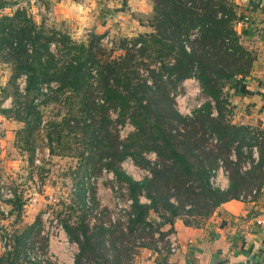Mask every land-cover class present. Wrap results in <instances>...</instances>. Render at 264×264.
Masks as SVG:
<instances>
[{"label":"trees","instance_id":"1","mask_svg":"<svg viewBox=\"0 0 264 264\" xmlns=\"http://www.w3.org/2000/svg\"><path fill=\"white\" fill-rule=\"evenodd\" d=\"M8 5V0H0V9ZM234 9L230 0H152V14L146 18L150 30L131 39L121 37L115 46L122 53L114 56L110 54L113 42L108 54L99 46L100 34H91L85 44H77L67 34L35 27L20 6L10 15H0V50L9 48L8 60L13 68L8 78L14 81L19 72L27 78L25 95L19 97L15 91L23 101L12 100L8 113L23 123L25 147L32 142L33 131L40 129L41 115L31 103L38 83H58L52 99L73 89L81 97L78 112L51 123L46 132L50 144L59 142L60 130L75 134L74 138L83 144L78 152L80 167L74 171L79 210L77 213L75 208L67 207L74 219L62 221L67 239L76 246L72 264H130L135 239L145 238L146 242L138 245L155 250L153 233L161 240L170 232V228L163 231L162 225L171 226L179 217L185 225L198 226L219 203L236 199L240 192L251 188H262L264 131L253 127L260 135L256 142L250 125L227 119L230 103L226 87L239 88L253 60L233 30V20L241 16L237 17ZM193 29L197 34L191 38ZM50 42H55L58 51L61 46L68 50L76 47L79 56L73 54L57 64L48 49ZM88 66L95 70L102 104H95L84 94ZM190 77L196 79L205 99L187 117L175 110L174 94ZM115 107L117 119H127L134 127L122 141L106 118V111ZM211 135L215 142L209 143ZM252 145H256V161L241 170L249 157L247 147ZM32 148L31 144L27 150L31 152ZM149 151L155 155L152 164L141 155ZM231 151L233 159L229 157ZM125 157L138 167H147L150 177L134 181L125 175L118 164ZM216 160L222 162L227 174L224 189L212 187L208 180ZM102 167L124 184L125 196L130 199L132 216L127 217L123 227L119 220L103 226L98 218L90 224L88 209L83 207L84 189L96 206L94 186L88 177L98 176ZM82 177L88 178L85 185ZM141 192L147 204L138 202ZM21 203L15 195L9 203L15 216ZM22 239L16 238L10 252L0 256V264H15ZM254 264H264V254Z\"/></svg>","mask_w":264,"mask_h":264},{"label":"rangeland","instance_id":"2","mask_svg":"<svg viewBox=\"0 0 264 264\" xmlns=\"http://www.w3.org/2000/svg\"><path fill=\"white\" fill-rule=\"evenodd\" d=\"M78 1V0H77ZM81 0H79L80 2ZM121 0H89L88 3V12L91 13L90 15V22L86 27H82L80 30L69 27V24H65L61 21L60 24L53 25V21L51 20V14H53L54 10L52 7V0L45 1V0H8L10 5L5 6L0 9V15H10L11 12L17 7L20 6L25 9V12L31 20L33 21L35 27H38L42 30H52L57 31L60 34H67L74 43L77 44H85L88 36L91 34H100L102 37L108 36L110 40L114 43L112 47L113 50H110V46L107 43H104L99 40V46H101L105 52L108 54V51H111V56L117 55L118 53H122L121 49L116 45V42L122 37L131 39L136 37L138 34H142L143 32H148L150 28L146 26V18L151 16L152 14V0H149L148 4L151 5V9L148 13L144 14H135V12L127 13V16L124 17L126 23L118 24L116 20V15H122L121 12H116L117 9L122 7L123 12L126 10V6L123 3H120ZM244 1V0H243ZM243 1L239 0V5L235 4L234 0H230V2L235 6V13L238 14L237 17L242 13L243 8ZM111 10V11H109ZM128 12V11H127ZM240 12V13H239ZM124 15H122L123 17ZM131 19V20H130ZM131 21V23H130ZM135 22L141 26L138 28L135 26ZM235 27V26H233ZM241 27V26H240ZM71 28V29H70ZM237 28V27H235ZM264 35L263 33L255 31V38L254 41H257L258 37ZM251 36V35H250ZM101 37V38H102ZM100 38V39H101ZM238 38H240V34L238 33ZM30 46V45H28ZM60 46V45H59ZM60 51L56 49L53 54V60L59 64L58 62L71 58L73 54L78 55V50L76 47H71L69 50L64 49L62 46L59 47ZM252 58L256 55V51L253 49H247ZM1 51V50H0ZM56 53V54H55ZM63 53V54H62ZM9 54L5 55L0 52V75L5 78V89L6 93L10 94V100L16 101H23V98H19L15 94V86L14 81L9 80V74L13 72V68L11 66V62L8 60ZM81 58V57H79ZM250 61V65H251ZM87 89L84 92L88 97L93 98L94 88L90 83V77L87 76ZM227 91H230V88L226 87ZM62 100L60 101L59 98L52 99L48 98L45 99L44 103H39L36 105L38 111L41 115V120L44 121V124L47 126H42L40 129L33 131V138L32 142L29 145H26L22 142V137L24 133L22 132L23 123L21 127L16 129V149L12 156H10V160L14 163L16 162V166L18 170H12V173H8L9 175H3L0 173V186L7 185L10 186L15 198H17L20 202L25 199V195L27 194L26 191L30 188V182L32 181V176L36 175L37 179L39 178L42 181V188L38 190L37 195V202L33 206V210L30 212V217H33V220L36 221V226L32 231L29 233L27 230L29 226L20 222H17L19 226L15 228L7 229L10 237L12 239V246H15V239H21L24 234L25 236L22 239V242L18 245V250L20 252L22 248V244L25 238L36 239L39 242V246L41 248L46 247V241L43 237L38 236V231L42 228L41 223V214L45 209H53V215L56 216L58 222L62 225V221L64 219L73 220L74 215L70 214L68 208H75L76 212L78 213L80 204V198L77 195V188L76 179L77 176L75 175L76 167H80L79 164V150L82 148L81 140H77L74 138L75 134L70 133L69 135L65 132V130H60V140L58 143H49L46 138V132L48 131V125L50 126L53 122H58L61 118H66L72 116V114H76L79 110L80 104V95L77 90L73 89L72 91H63L62 92ZM14 97V98H13ZM174 107L177 112L182 116H191L193 110H195L202 101L205 99L203 94L200 93V88L196 79L190 77L182 81L180 88L176 90L174 94ZM1 100V97H0ZM93 100V99H92ZM10 101V102H11ZM230 113L228 115L229 121L230 117L234 115L235 111L229 105ZM107 116V112H106ZM233 117V116H232ZM107 118V117H106ZM43 128V129H42ZM79 138V137H78ZM210 143V141H208ZM33 147H37L40 152V160L41 166L37 167L31 164V152L30 149L27 150L28 146L30 145ZM51 151V153H49ZM17 156H23L20 158L21 165H17ZM20 164V163H19ZM79 164V165H78ZM120 165V169L122 172L129 176L130 178H135L139 176V172L130 168L127 164L123 162L118 163ZM3 175V176H2ZM11 178H8V177ZM99 180H93L92 185L94 186V200L96 201L97 206L102 208L103 213L98 215V219L103 221L106 220L109 214H112L115 220L121 219L125 220V214H122L120 211H115V207L112 204L111 200V192L108 190L110 189V182L106 175L99 176ZM5 180H4V179ZM17 180V181H16ZM117 180V179H116ZM75 184V188L73 191H70L69 184ZM120 183V182H119ZM120 186L124 188V184H120ZM259 191V190H258ZM257 191V192H258ZM26 192V193H25ZM124 193V194H123ZM120 195L121 198L125 195V190ZM254 194L252 197H254ZM251 197V198H252ZM49 198H54L53 206L49 203ZM18 202V201H17ZM104 208V210H103ZM18 215H16V219H18L19 215H23V211L21 208H17ZM75 214V213H74ZM92 214V213H91ZM152 218V213L150 214ZM25 217V215H24ZM106 222V221H105ZM21 223V224H20ZM11 226V223L9 224ZM26 226V227H25ZM37 234H36V230ZM20 232V233H19ZM28 232L27 236L26 233ZM3 233V232H2ZM0 233V235H2ZM19 233V234H18ZM65 235V233H64ZM21 236V237H20ZM58 241H54L50 243V250L55 252L54 255H50V261L52 264H57V257L58 251H55ZM140 242H146L145 238L143 239H135L133 241V246L131 248V253L134 256L130 255V262H134L136 264H140V262L144 261L140 255V249L144 246H139ZM10 248V250H11ZM151 250V247L148 246ZM7 252L0 253V256L4 257ZM21 253V252H20ZM19 253V254H20ZM12 256V255H10ZM19 256V255H18ZM74 256V254H73ZM63 263H69V256L65 255L62 257L61 260ZM14 264V263H13ZM16 264V261H15Z\"/></svg>","mask_w":264,"mask_h":264},{"label":"crops","instance_id":"3","mask_svg":"<svg viewBox=\"0 0 264 264\" xmlns=\"http://www.w3.org/2000/svg\"><path fill=\"white\" fill-rule=\"evenodd\" d=\"M88 1L52 0L54 12L50 16L53 25H58L62 21L71 28L80 30L86 27L91 15L88 12ZM238 1L234 0L235 4L239 5ZM148 2L149 0H121L120 3L125 4L126 10L123 12L122 7L116 10L124 15L123 17L116 15L118 24L126 23L124 17L129 12L148 13L151 9ZM242 5L241 15L248 12V21L241 27H233V30L240 34L238 40L243 48L255 50L256 56L251 61L252 64L241 86L237 89L231 87L228 91L229 105L235 111L230 120L234 124H248L264 131V35L258 37L257 41L253 40L255 31L264 34V0H244ZM135 26L141 28L136 22ZM5 81L0 75V173L9 175L8 173H12L11 169L18 170L15 167L16 162L14 163L9 157L16 149L18 150L16 129L21 127L22 122L14 120L8 114L7 101L10 94L6 93ZM22 157L17 156V165H21ZM21 210L23 215H19L16 219L10 207L9 217L0 218V229L15 228L19 226L17 222L20 220L21 223L29 226L27 230L31 232L32 227L33 229L35 227L32 224L36 223V218L33 220V217H30L33 207L21 208ZM262 219H264V182L262 190L259 189L250 200L242 202L230 199L219 203L198 226L185 225L179 217L174 219L171 226L162 225L163 231L170 228L169 233L175 236L177 251L173 254H159L144 246L140 249L141 258L144 260L140 264H254L259 262L264 254L263 230L256 223V220ZM58 252L57 258H62L64 255Z\"/></svg>","mask_w":264,"mask_h":264},{"label":"built area","instance_id":"4","mask_svg":"<svg viewBox=\"0 0 264 264\" xmlns=\"http://www.w3.org/2000/svg\"><path fill=\"white\" fill-rule=\"evenodd\" d=\"M263 13H264V8H263ZM249 13L244 12L240 17L236 18L232 22V27H240L243 26L247 21H248ZM197 34L196 29H193L191 31L190 37H195ZM100 41L107 43L109 46L112 44V40L108 38V36H104L100 39ZM138 45V44H137ZM136 45V46H137ZM185 48L187 49V46L185 45ZM28 49L30 47L28 46ZM49 51L54 53L56 52L55 48V42H50ZM9 48L4 47L1 49V53L7 55L9 53ZM56 54V53H55ZM87 73L88 76L90 77V83L92 87L94 88V94H93V101L95 104H102L103 102V95L101 90L97 86L96 82V77H95V70L93 66H88L87 67ZM14 80V86H15V91L16 94L19 97H23L26 93V83H27V78L25 73L19 72L15 77ZM193 78V77H192ZM58 88V83L56 81H48V82H40L36 86V92L32 96V101L34 105L39 104L41 101H43L46 98L52 97ZM56 96L59 98V100H62V96L60 94H56ZM175 99V98H174ZM11 101L10 98H8V104L7 108L11 107L12 103L9 102ZM175 108V107H174ZM176 110V109H175ZM177 111V110H176ZM107 119L111 121V130L114 131L118 139L120 141L124 140L129 134H131L134 131V127L131 124V122L127 119H124L123 121L118 120V108H109L107 111ZM182 116V115H181ZM189 117V116H187ZM44 124V121L40 120L39 126L42 127ZM251 134L254 135L256 138V142L260 140V135L256 130L251 127ZM209 141L215 142V137L213 135L210 136ZM248 148V153L249 157L242 163L241 170H246V168L249 167L250 164H254L256 161V145H252L247 147ZM244 149V148H242ZM145 160L148 161V163L152 164L155 161V155L152 151L149 152H144L141 154ZM31 159L30 162L32 165L40 167L41 165V160H40V152L37 147H33L31 151ZM231 159H233V153L232 151L230 152ZM121 162L127 164L130 168L133 170L139 172V176L135 178H131L134 181H141L145 177H150V171L147 167H138L135 163L132 162L131 158L125 157ZM106 175L107 178L109 179L110 182V189H108L111 192V200L112 204L115 207V211H120L122 214H125V220L117 219L119 222L122 223V227L124 226L127 217L131 214H129L130 211V199L127 198L125 195L123 198L120 197V195L123 193L124 189L120 186L118 181L116 180L115 175L112 173L111 170L106 169L105 167H102L100 170V174L98 176H89V182L92 184L93 180H99V176ZM84 181V185L86 184L87 177H82ZM209 183L212 187L218 188V189H224L226 188V182H227V174L226 171L223 169V164L220 160H216V168L212 169L210 171V176H209ZM42 181L37 177L36 175L32 176V181L30 182V188L28 189L27 194L25 195V199L21 203V208L29 209L30 207H33L36 202H37V195H38V190L42 188ZM70 186V191H73L75 188V184H69ZM262 190V188L260 189ZM25 192V193H26ZM257 190L256 188H251V190H248L247 192H240L235 200L245 202L248 199L250 200L251 197L256 194ZM124 194V193H123ZM14 193L11 189L10 186L3 185L0 186V218L5 219L9 217L10 214V207L9 203L10 201L13 200ZM137 200L140 203L147 204L148 199H146L142 192L137 196ZM53 201L54 198H49V203L51 206H53ZM82 204L83 207L88 209V218H89V223L92 224L95 219H97L98 215L102 214V208L100 206H93L91 204V201L89 199L87 190L84 189L82 192ZM53 209H45V211L42 212L41 214V223H42V228L38 231V236L43 237L46 241V247L41 248L39 246V242L36 239H26L24 242V245L22 247L21 253L19 254L18 258L16 259V264H31V263H36V264H46L47 262L50 261L51 256L54 255L55 252L50 250V243L54 241H58L57 246L54 247L57 251H60L64 256L68 255L69 256V263L65 262L63 263L61 260L62 258H57V264H72L73 260V254L76 251V246L75 243L69 241L64 235V230L62 225L58 222L56 216L53 215ZM104 210V208H103ZM92 213V214H91ZM117 220L113 217L112 214H109L108 217L106 218V222L103 221L102 225L103 226H108L109 224L115 223ZM256 223L259 224L263 230L262 234V241L264 242V219L262 220H256ZM7 229H0V253L2 252H7L10 250L12 246V239L10 237V234L7 232ZM153 238H155L154 242V249L156 250L157 253L161 254H173L177 251V242L176 238L172 233H167L164 235L161 240H158L156 238V233H153ZM132 256H134L133 253H131ZM130 264H136L134 262H130Z\"/></svg>","mask_w":264,"mask_h":264}]
</instances>
